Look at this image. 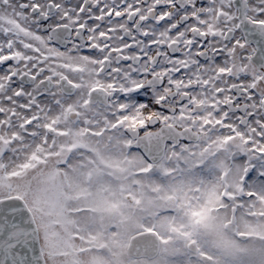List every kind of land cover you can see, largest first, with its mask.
<instances>
[{"label": "snow or ice", "instance_id": "obj_1", "mask_svg": "<svg viewBox=\"0 0 264 264\" xmlns=\"http://www.w3.org/2000/svg\"><path fill=\"white\" fill-rule=\"evenodd\" d=\"M0 264H264V0H0Z\"/></svg>", "mask_w": 264, "mask_h": 264}]
</instances>
